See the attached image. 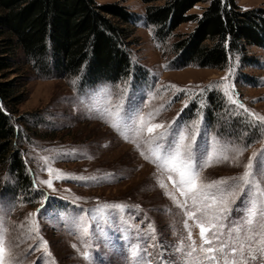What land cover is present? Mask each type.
I'll list each match as a JSON object with an SVG mask.
<instances>
[{
    "label": "rangeland",
    "instance_id": "1",
    "mask_svg": "<svg viewBox=\"0 0 264 264\" xmlns=\"http://www.w3.org/2000/svg\"><path fill=\"white\" fill-rule=\"evenodd\" d=\"M96 1L118 4L135 16L124 24L108 14L130 31L132 70L128 77L81 88L77 77L41 76L22 52L15 70L7 78L0 76L2 81L14 82L21 95L22 101L12 105L22 129L17 146L23 149L33 180L27 191L14 195L8 186L11 176L0 166V233L11 251V264H187L186 217L164 194L158 178L183 198L167 173L158 172L155 164L140 155V151L147 152L142 142L137 150L109 126L105 110L123 101L125 112L134 107L138 115L153 113L151 123L167 126L175 121L171 129L175 132L196 125L198 158L205 149L206 155H213L214 150L220 155L228 149L229 156L227 161L213 158L203 178L239 176L252 153L264 150V124L252 115L264 116V48L249 45V61L234 54L222 68L176 67L172 64L177 57L174 44L192 32L196 22L181 24L168 39L159 41L145 13L149 5L163 1ZM237 2L243 9L264 8V0ZM206 5L201 2L190 13L200 14ZM225 84L238 103L229 100ZM211 93L222 99L220 124L208 116ZM229 117L248 122L258 139L251 141L235 126L222 130V123L229 127ZM232 149H244L243 155L233 160ZM49 168L67 176L56 179L57 173L50 175ZM49 179L52 188L42 183ZM105 203L125 207L105 210ZM232 207L231 219H235L241 215L240 201ZM33 220L35 225L30 223ZM188 224L199 246V228L194 221ZM34 227L38 234L30 231Z\"/></svg>",
    "mask_w": 264,
    "mask_h": 264
},
{
    "label": "trees",
    "instance_id": "2",
    "mask_svg": "<svg viewBox=\"0 0 264 264\" xmlns=\"http://www.w3.org/2000/svg\"><path fill=\"white\" fill-rule=\"evenodd\" d=\"M144 1L164 2L149 5L145 13L159 41L168 39L181 24L196 22L194 30L174 44L177 57L172 64L176 67L222 68L234 54L249 61V45L264 48L262 7L243 9L237 0ZM201 2H207L202 13H190ZM108 14L124 24L135 17L123 6L96 0H0V76L7 78L15 70L22 52L41 76L77 77L81 88L128 77L132 70L130 31ZM209 100L208 116L220 124L222 99L211 93ZM21 101L14 82L0 79V166L11 176L8 186L14 195L33 186L23 149L17 146L22 129L12 105ZM229 120V127L222 123V130L235 126L251 141L258 139L248 122Z\"/></svg>",
    "mask_w": 264,
    "mask_h": 264
},
{
    "label": "snow or ice",
    "instance_id": "3",
    "mask_svg": "<svg viewBox=\"0 0 264 264\" xmlns=\"http://www.w3.org/2000/svg\"><path fill=\"white\" fill-rule=\"evenodd\" d=\"M222 79L226 80L227 77ZM223 87L229 100L238 103L230 95L229 85L225 84ZM238 106L243 108V105ZM105 115L109 126L123 139L134 143L137 150L141 149V142L146 146L147 152L140 151V155L155 164L158 172L167 173V179L172 181L176 192L183 198L179 199L176 193L169 191L167 184L158 178L159 186L165 190L164 194L186 217L184 227L190 242V250L187 252L190 259L187 264H264V150L252 153L239 176L207 181L202 176L204 168L212 166L213 158L229 160L226 154L228 149H223L220 155H216L215 150L213 155H206L205 149L199 153L198 158V126L194 125L191 130L175 132L171 130L175 121L167 126L151 123L154 119L153 113L147 116L138 115L134 107L125 112L123 101L105 110ZM252 115L264 124V116L254 113ZM145 136L148 138L144 139ZM232 151L236 153L232 159L238 160L244 149ZM48 171L50 175L55 171L56 179L67 176L59 170L49 168ZM42 183L49 188L53 187L51 179ZM237 200L242 206L241 215L231 219L232 205ZM124 207L123 204L103 205L105 210H122ZM30 215L34 217L36 213ZM189 220L194 221L195 226L199 228V246L192 238ZM30 223L35 225L34 220ZM149 228L152 232L155 231L151 225ZM82 230L85 233L89 231L87 227ZM30 231H36L38 234V228H31ZM44 244L46 247L47 242ZM82 254L85 258L88 257L87 252ZM10 256L11 251L0 233V264H11Z\"/></svg>",
    "mask_w": 264,
    "mask_h": 264
}]
</instances>
